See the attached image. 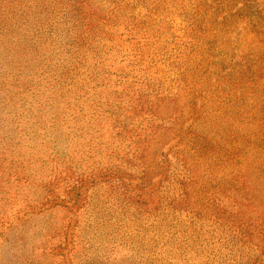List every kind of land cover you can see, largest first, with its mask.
<instances>
[{
	"label": "rangeland",
	"instance_id": "1",
	"mask_svg": "<svg viewBox=\"0 0 264 264\" xmlns=\"http://www.w3.org/2000/svg\"><path fill=\"white\" fill-rule=\"evenodd\" d=\"M0 264H264V0H0Z\"/></svg>",
	"mask_w": 264,
	"mask_h": 264
}]
</instances>
